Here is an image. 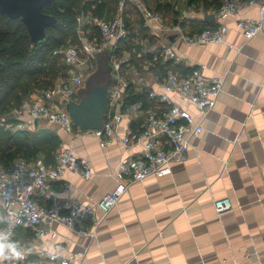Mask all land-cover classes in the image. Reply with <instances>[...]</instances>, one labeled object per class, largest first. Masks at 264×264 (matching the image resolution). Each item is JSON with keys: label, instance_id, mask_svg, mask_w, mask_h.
<instances>
[{"label": "crops", "instance_id": "1", "mask_svg": "<svg viewBox=\"0 0 264 264\" xmlns=\"http://www.w3.org/2000/svg\"><path fill=\"white\" fill-rule=\"evenodd\" d=\"M169 1L173 9L159 11L168 26V45L177 53L176 58L168 57V74L186 75L206 65L207 78H223L215 107L202 118L194 104L182 102L173 93L204 126L199 136L191 137L187 159L175 164L169 175L131 183L97 226L95 237L57 225L58 240L66 244L67 254L85 248L82 264H264V29L247 38L237 24L260 18L264 0L225 19L217 15L216 1L208 8L205 0ZM120 2L104 17L89 11L81 18L92 26H97V19L113 20L120 15ZM131 9L128 2L123 13L126 23L132 20ZM222 23L229 31L220 44L189 45L175 38L180 33L178 26L184 34L193 35ZM82 25L90 31L84 21ZM155 36L153 49L166 44L160 35ZM144 69L145 73L135 72L132 79L126 75L129 82L139 91L144 87L160 91L165 75L155 74L148 65ZM144 121L145 113L125 114L117 131L125 135L129 127L139 128ZM28 130L53 133L60 140L59 148L66 144L90 161L91 179L68 171L54 185L59 200L69 198L84 205L114 191L120 182L116 176L120 163L143 150L140 144L126 147L119 142L103 149L93 133L77 127L70 132L49 122L41 126V121L37 125L34 121ZM68 183L70 189L63 191ZM224 197L232 199L234 209L219 216L214 201ZM97 215L101 217L103 212ZM14 238L33 248H52L56 241L47 238L40 244L31 229L22 227Z\"/></svg>", "mask_w": 264, "mask_h": 264}, {"label": "built area", "instance_id": "2", "mask_svg": "<svg viewBox=\"0 0 264 264\" xmlns=\"http://www.w3.org/2000/svg\"><path fill=\"white\" fill-rule=\"evenodd\" d=\"M135 5L144 20V26L154 35L168 33V26L161 13L155 11L146 0H121L120 15L113 20L97 19L96 25L101 31L100 37L89 36L85 25L80 23L78 36L83 46L62 47L55 54L63 55L71 67L67 78H60L57 85L46 91L36 92L25 97L19 106L0 115V127L9 131L28 130L34 127V121L45 120L58 124L73 132L77 127L82 132L93 133L99 139L100 146L106 149L119 142L126 147L142 145L143 150L135 157L120 163L117 169L119 185L107 193L100 201L84 205L66 198L59 200L54 190L57 180L73 171L91 179L94 175L90 161L79 157L66 144H62L56 154L54 164H47L43 158L29 161L24 157L15 159L11 164L0 163V228L9 227L14 237L18 228L31 229L35 241L45 243V239L56 240L53 247L32 245L25 257L0 261V264H82L87 254L85 248L76 253H65L66 244L59 239L57 225H63L77 235L95 237L97 226L104 217L118 204L129 185L145 180L149 176L162 177L173 173V166L187 159L190 139L199 136L204 126L200 117L183 107L172 96L177 94L182 102L192 103L205 117L218 100L223 88V78H207L204 75L206 65L196 67L186 75L165 74L161 90H151L148 108L143 101H137L123 107V96L130 85L124 70L125 62L115 52L120 41L129 36V29L123 16L126 4ZM261 0H224L217 10L222 18L237 15L241 10L260 5ZM82 19V18H81ZM80 19V20H81ZM83 23V21H81ZM238 26L247 38H253L264 29V4L261 5V17L243 19ZM179 30V39L189 45L220 44L226 41L229 26L220 24L213 29H205L193 35H186ZM168 38V36L166 37ZM108 48L113 51L112 65L114 83L109 87L110 105L101 129H82L63 107L64 100L75 98L77 87L84 82V69L92 66L98 52ZM156 58L168 61L176 58L175 48L162 44L154 49ZM120 58V59H119ZM145 113V121L139 128L129 127L125 135H120L117 125L125 114ZM70 184L62 190L70 189ZM214 207L219 216L234 209L230 197L215 199ZM98 211L103 216L97 215Z\"/></svg>", "mask_w": 264, "mask_h": 264}, {"label": "trees", "instance_id": "3", "mask_svg": "<svg viewBox=\"0 0 264 264\" xmlns=\"http://www.w3.org/2000/svg\"><path fill=\"white\" fill-rule=\"evenodd\" d=\"M201 0H190V3ZM220 7L222 0H205L206 7L213 5ZM120 0H51L43 8L44 13L56 17V22L47 28V37L40 43H33L26 23L21 18H9L0 12V115L8 112L13 107L19 106L25 97L54 88L60 78H67L70 66L63 59V55L55 54V51L73 45L77 42L78 27L81 21L88 26L92 34L101 36L99 27L89 25L82 18L89 11L98 18L106 16L112 5ZM211 2V3H210ZM173 4L161 2L156 10L168 12L173 9ZM177 15L179 11L175 12ZM108 18V17H107ZM81 19V20H80ZM130 20L127 21L128 29L132 28ZM207 27L202 29H213ZM200 31V32H201ZM135 32V31H134ZM133 33L120 41L117 54L126 48L135 37ZM136 52L128 61L137 71L145 73L144 64L149 70L161 77L168 71V61L161 58L156 59L154 50L146 53L142 45L135 44ZM63 61V62H62ZM126 64V63H125ZM124 64L126 71L131 65ZM114 83L111 80L109 87ZM152 89L144 87L137 90L134 83L126 89L123 96V107L137 101H143L148 108L153 104L149 100V93ZM60 140L53 133L38 130L9 131L0 127V163L11 164L15 159L24 157L29 161L44 156L47 164L55 162ZM19 229V228H18ZM20 240V239H19Z\"/></svg>", "mask_w": 264, "mask_h": 264}, {"label": "water", "instance_id": "4", "mask_svg": "<svg viewBox=\"0 0 264 264\" xmlns=\"http://www.w3.org/2000/svg\"><path fill=\"white\" fill-rule=\"evenodd\" d=\"M51 0H0V12L9 18H21L27 25L32 42L37 44L47 37V28L56 22V17L44 13L43 8ZM168 33H162L163 41L168 45L166 38ZM179 34L175 38H179ZM169 46V45H168ZM107 50V49H106ZM110 57L113 51L111 48ZM105 51V50H104ZM102 52L96 53L99 55ZM95 55V56H96ZM1 64V63H0ZM110 70H113L111 64ZM95 86L88 92V96L79 100H64L63 107L69 113L73 121L82 129H101L104 125L105 116L109 109V85ZM39 123L36 120V125Z\"/></svg>", "mask_w": 264, "mask_h": 264}, {"label": "rangeland", "instance_id": "5", "mask_svg": "<svg viewBox=\"0 0 264 264\" xmlns=\"http://www.w3.org/2000/svg\"><path fill=\"white\" fill-rule=\"evenodd\" d=\"M160 0H146L148 4L151 6L152 9L156 10L157 3ZM133 9H131V16H132V28L134 31L129 28V35L136 33L137 35L133 38H129V41L132 40L126 48L122 49L120 53H118L119 57H121L122 61L126 64H130L128 61L133 57V52H136L135 44L142 45V50L144 53L154 50L153 48L157 45V37L154 33L144 26V20L140 16L138 10L136 9L135 5L132 3ZM157 12H159L157 10ZM89 36L99 37L97 34H92V31L88 32ZM79 37V36H78ZM73 45H77L79 47L83 46V40L79 37L77 42ZM120 59V58H119ZM63 62V61H62ZM112 64V58L110 57V50H105L103 53L96 55L93 59L92 66L87 67L84 69V82L83 84L79 85L76 90L75 98L77 100L81 99L82 97L88 96V92L93 89L95 86L100 85H107L110 79H113L114 71L110 70V66ZM125 64V65H126ZM145 66V62H143ZM137 68H134L132 65L126 70L127 77L129 79L133 78V75L137 71ZM141 73V72H140ZM47 121L42 120L41 126L46 125Z\"/></svg>", "mask_w": 264, "mask_h": 264}, {"label": "clouds", "instance_id": "6", "mask_svg": "<svg viewBox=\"0 0 264 264\" xmlns=\"http://www.w3.org/2000/svg\"><path fill=\"white\" fill-rule=\"evenodd\" d=\"M29 247L14 238L9 227L0 228V261L10 259L19 261L25 257Z\"/></svg>", "mask_w": 264, "mask_h": 264}]
</instances>
